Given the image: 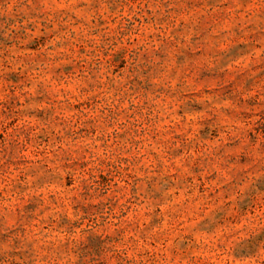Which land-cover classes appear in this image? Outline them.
<instances>
[{
    "label": "rangeland",
    "instance_id": "rangeland-1",
    "mask_svg": "<svg viewBox=\"0 0 264 264\" xmlns=\"http://www.w3.org/2000/svg\"><path fill=\"white\" fill-rule=\"evenodd\" d=\"M0 264H264V0H0Z\"/></svg>",
    "mask_w": 264,
    "mask_h": 264
}]
</instances>
